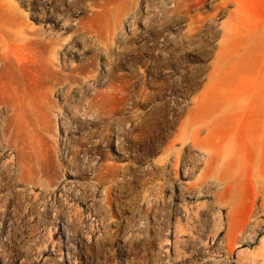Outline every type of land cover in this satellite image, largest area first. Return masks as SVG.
I'll use <instances>...</instances> for the list:
<instances>
[{
    "label": "rangeland",
    "instance_id": "1",
    "mask_svg": "<svg viewBox=\"0 0 264 264\" xmlns=\"http://www.w3.org/2000/svg\"><path fill=\"white\" fill-rule=\"evenodd\" d=\"M198 1L0 0V264H264V128L226 181L194 143Z\"/></svg>",
    "mask_w": 264,
    "mask_h": 264
},
{
    "label": "bare ground",
    "instance_id": "2",
    "mask_svg": "<svg viewBox=\"0 0 264 264\" xmlns=\"http://www.w3.org/2000/svg\"><path fill=\"white\" fill-rule=\"evenodd\" d=\"M211 2L213 11L205 13L203 1H198L191 18L198 62L203 59L202 48H210L204 42L203 31L206 32L204 36L211 37L214 32L219 37L215 53L205 69V82L200 79V63L196 66L193 136L194 143L205 147L203 153L207 156L208 166L214 173L217 170L219 177L226 181L237 165L240 153L237 141L251 143L260 139L264 128V21L246 19L239 0ZM231 5L234 8L228 10ZM226 11V19L215 29L212 24L215 18ZM205 57L209 55L205 54ZM230 190L228 184L222 194ZM258 249L260 256H264V236Z\"/></svg>",
    "mask_w": 264,
    "mask_h": 264
}]
</instances>
